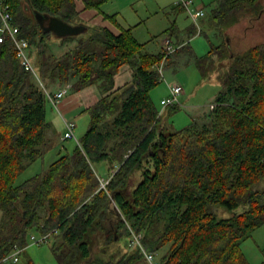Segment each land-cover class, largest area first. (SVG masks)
I'll list each match as a JSON object with an SVG mask.
<instances>
[{
	"label": "trees",
	"instance_id": "trees-1",
	"mask_svg": "<svg viewBox=\"0 0 264 264\" xmlns=\"http://www.w3.org/2000/svg\"><path fill=\"white\" fill-rule=\"evenodd\" d=\"M259 1L215 0L206 26L221 33ZM5 2L46 87L97 84L102 97L85 110L89 126L73 150L17 183L57 131L44 87L22 66L11 39L0 42V260L16 247L22 254L31 233H51L58 264H146L130 245L132 227L161 264H252L243 243L264 226V43L233 53L225 38L196 56L202 74L217 73L223 89L206 121L175 130L161 123L151 96L162 80L163 47L149 52L132 27L115 34L82 23L75 0ZM36 11L84 30L58 37ZM56 44L64 49L57 54ZM124 65L132 78L116 87ZM96 163L106 164L107 176ZM258 247L264 260V245Z\"/></svg>",
	"mask_w": 264,
	"mask_h": 264
},
{
	"label": "rangeland",
	"instance_id": "rangeland-1",
	"mask_svg": "<svg viewBox=\"0 0 264 264\" xmlns=\"http://www.w3.org/2000/svg\"><path fill=\"white\" fill-rule=\"evenodd\" d=\"M209 4L210 3L207 2L206 9L210 11L211 7ZM206 16H208L207 13ZM206 16L204 17L205 19L208 18ZM204 18L198 21L199 26L202 28L201 33L197 34L198 30H195L191 33L187 29L191 30L193 25L198 26V24L193 21L187 12H180L177 16V24L184 30L178 35H174L170 33V31H165L168 26L169 28L171 27L174 21L172 17L171 21L168 22V25H165L164 22H161L159 17L155 18L157 19V22L154 24L153 21L155 20H152L150 23L153 24L157 29L161 28V30H164V32H159H162L159 40L156 38L152 40L143 39L145 41L149 40L147 43V50L149 52L158 51L159 41L164 35H172V40L177 44L186 41L183 46L168 56L164 66V79L162 78L161 82L151 91L152 99L158 106L160 114L162 115L161 123L170 129H181L188 125L193 119H199L200 122L206 121L207 113L210 112L212 104L215 103L218 94L223 89L222 83L219 80L217 73H214L211 78L205 77L202 74L195 62L196 56L207 54L209 50L213 48V46L222 43L225 38L227 39L233 53H240L252 45L264 43V0L259 1L256 11H248L247 13L241 15L234 24L225 28L222 32L220 31L221 33L212 27H207L206 24H204ZM147 26L148 24H143L139 28L143 34L142 38H146L144 36L147 31ZM61 46V44L54 45L51 49V52L57 54L63 51L64 49L61 48ZM179 49H182L181 52H177ZM30 57L32 59L31 55ZM217 57H215V59H217ZM33 59L32 62L34 63ZM175 84H181L184 87V91L180 96L181 104L179 105V109L172 110L170 107L164 108L161 104V101L170 95V86ZM63 88H68V91L71 90L72 83H67L59 88L47 87L48 91L51 93H55ZM49 102L50 105L48 104L47 106L48 118H50L49 113L51 114L52 111L51 104L56 108L60 103L59 102L57 105H54L50 99ZM77 121L78 125L75 129V134L77 138L80 139L81 136L86 132L87 126H89V115L77 118ZM50 137H53L54 140L56 139V135L54 136L53 134H50ZM75 146L76 139L70 138L63 141L58 140L56 146L51 145L50 148L46 150L43 157H40L35 162H33L18 177L17 183H22L38 173L45 172L49 165L54 162L60 156V154L71 152ZM59 150H61L60 153ZM95 167L99 170L103 177L107 176L108 170H106L105 163H96ZM137 178L138 176L135 177V179ZM108 180L109 179L102 178L100 182L102 185H106ZM258 187L264 188V180L258 184ZM131 229L133 228L131 227ZM32 235L37 237L40 236L37 233H31L28 246L26 247L25 251L19 255L18 263L25 264L31 260L32 264H58L54 254L51 251L53 240H50L49 242H43L42 244L34 243L31 239ZM263 244L264 226L253 232V236L243 243V248L250 258H255L256 254L261 256L258 246H262ZM146 264H148L147 259Z\"/></svg>",
	"mask_w": 264,
	"mask_h": 264
},
{
	"label": "crops",
	"instance_id": "crops-1",
	"mask_svg": "<svg viewBox=\"0 0 264 264\" xmlns=\"http://www.w3.org/2000/svg\"><path fill=\"white\" fill-rule=\"evenodd\" d=\"M77 9L80 11V20L82 23L92 26L106 27L115 34H120L123 28L133 29L134 36L141 42L148 43L143 39H158L162 32L161 28L157 29L150 22L154 24L159 20L168 25V22L174 19L172 23V29L170 33L178 35L184 29L180 28L177 24V16L180 12L185 11L183 6L177 4L178 0H105L99 7H87L86 0H75ZM215 0H194V6L197 8H203L206 10L208 17L204 18V24L209 22V10L206 9L207 2L209 6L213 7ZM111 15L116 16V21H113ZM176 17V19H175ZM148 24L147 31L145 33L146 38H142V31L139 30L140 26ZM168 28L165 30L167 31ZM190 31L189 29H187ZM162 31L161 33H159ZM159 33V34H158ZM141 37V38H140ZM142 39V40H140ZM146 48L147 44H146ZM162 48V43L159 41V52ZM152 52V53H157ZM132 78L131 70L129 66L124 65L120 72L116 76V87L122 86ZM71 84V83H70ZM102 97V93L97 84L89 85L81 90H71L62 98L58 107L55 108L51 104V114L49 113L50 120L53 122L56 128V139L53 141L52 146H56L58 140L63 141L64 133L66 131V121L73 120L76 122V128L78 125L77 118L87 115L86 109ZM75 128V129H76ZM56 142V143H55ZM57 151V150H56ZM61 150H59L60 153ZM264 245V244H263ZM260 252V250H259ZM249 257V256H248ZM252 264H264L262 256L256 254L255 258H250Z\"/></svg>",
	"mask_w": 264,
	"mask_h": 264
},
{
	"label": "built area",
	"instance_id": "built-area-1",
	"mask_svg": "<svg viewBox=\"0 0 264 264\" xmlns=\"http://www.w3.org/2000/svg\"><path fill=\"white\" fill-rule=\"evenodd\" d=\"M177 4L183 6L188 13V15L193 19V21L198 24L199 20L205 16V10L203 8H197L194 6V0H178ZM0 42H4L7 38L11 39V43L13 45L16 56L20 60L22 66L32 72L34 77L38 80V82L44 87L48 99L54 104L57 105L62 98L67 94L68 88H63L55 93H51L48 91L44 82L41 80L38 70L32 59L30 57V41L28 38L20 35V28L17 25L13 24V15L10 11V6L5 2V0H0ZM196 30H198L197 34L201 33V26H196ZM186 41L177 44L172 40L170 36H166L162 40V47L165 52V57L158 65V70L161 74V79H164V66L166 64L167 58L170 54L174 53L178 48L183 46ZM184 91V87L181 84H175L170 86V95L165 99H162L161 104L163 107L181 104L180 96ZM214 104H212V107ZM66 131L64 133V139H78L75 134L76 122L73 120L66 121ZM78 141V140H77ZM109 180L107 181V183ZM106 183V184H107ZM103 186H106L105 184ZM51 238V233L40 235L39 237L32 235L31 239L34 243L42 244L43 242H49ZM143 234L137 233L133 229H131L130 236V245L133 247L139 248L142 253L145 255L148 264H161L160 260L156 256V254L149 252L143 242H142ZM24 250L21 247H16L15 250L3 257L0 262L1 263H16L19 261V255Z\"/></svg>",
	"mask_w": 264,
	"mask_h": 264
},
{
	"label": "water",
	"instance_id": "water-1",
	"mask_svg": "<svg viewBox=\"0 0 264 264\" xmlns=\"http://www.w3.org/2000/svg\"><path fill=\"white\" fill-rule=\"evenodd\" d=\"M35 16L46 30L53 31L58 37L79 34L84 30V27L81 25H72L57 17L48 19L38 11L35 12Z\"/></svg>",
	"mask_w": 264,
	"mask_h": 264
},
{
	"label": "bare ground",
	"instance_id": "bare-ground-1",
	"mask_svg": "<svg viewBox=\"0 0 264 264\" xmlns=\"http://www.w3.org/2000/svg\"><path fill=\"white\" fill-rule=\"evenodd\" d=\"M172 36V35H171ZM160 63V62H159ZM74 141V140H73ZM137 231V230H136ZM145 245V244H144ZM147 248V247H146Z\"/></svg>",
	"mask_w": 264,
	"mask_h": 264
}]
</instances>
